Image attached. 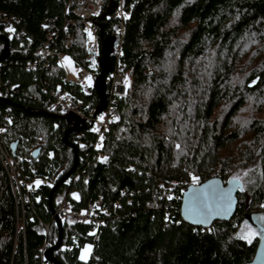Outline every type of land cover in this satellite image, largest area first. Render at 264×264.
I'll list each match as a JSON object with an SVG mask.
<instances>
[{"label": "trees", "instance_id": "trees-1", "mask_svg": "<svg viewBox=\"0 0 264 264\" xmlns=\"http://www.w3.org/2000/svg\"><path fill=\"white\" fill-rule=\"evenodd\" d=\"M66 1L0 0V35L8 48L0 59V138L19 175L51 181L22 190L26 199L15 200L0 160V264H54L43 250L56 238L53 211L62 197L77 209L99 197L106 213L92 234L86 233L91 223L60 217V245L51 250L60 264L248 261L264 233V0H122L120 59L130 69V88L116 99V119L94 148L85 120L63 140L68 124L50 106V90L67 89L80 99V110L93 112L100 74L105 103L117 0H103L91 18L97 67L82 88L62 81L54 56L38 51L51 32L53 44L75 66H85L81 22ZM65 17L74 20L66 29ZM66 32L75 36L68 46ZM3 42L0 37V50ZM36 146L39 152L29 160ZM73 150L74 168L49 195L70 168ZM212 173L240 179L235 211L207 227L191 225L179 215L181 191L189 174L200 181ZM251 226L254 231L246 235ZM71 232L78 246L67 250ZM85 243L90 251L81 259Z\"/></svg>", "mask_w": 264, "mask_h": 264}, {"label": "built area", "instance_id": "built-area-1", "mask_svg": "<svg viewBox=\"0 0 264 264\" xmlns=\"http://www.w3.org/2000/svg\"><path fill=\"white\" fill-rule=\"evenodd\" d=\"M103 0H67L65 7L69 8L72 13L79 17L81 22V32L84 37V47L86 64L84 67H78L74 76H69L66 73L63 65L64 51L53 44V36L51 32L46 34V37L41 41L38 46V51L43 55H53L56 62L63 70L61 77L62 81L73 82L80 88L89 84L92 75L96 72V55L98 53V37L94 26L91 23V18L96 15L100 9ZM114 15L118 17L117 26L115 29L116 40L112 50V66L104 77L106 82L105 94L107 98L105 100L103 108L93 115L92 110L82 111L79 109L81 105L80 99H74L70 95L67 89L60 90L58 87L50 90L52 96L50 106L57 109L61 113L68 111L74 112L80 115L86 122H88V129L94 133L92 147H98L102 133L108 128L109 123L116 119V113L114 111V104L117 98L125 96L130 88L131 72L129 68L124 66V63L120 59V43L123 34L124 24L123 17L126 15L125 10L122 8V0H117L115 3ZM50 19H46L45 25L48 24ZM74 24V20L71 17H65L63 19L62 27L66 29L67 26ZM8 24H6V27ZM91 33V35H89ZM75 36L72 32H66L64 35V45L68 46L74 43ZM26 65L33 66V62H28ZM90 78V80H89ZM74 99V100H73ZM103 117V119H101ZM98 129V131H94ZM2 128L0 127V133ZM97 158H104V154L97 151L95 154ZM0 160L4 166L15 200L20 202L24 201L27 197L23 191L34 190L39 184L47 186L51 185V181L46 176L33 175L30 179H25L24 176L19 175V170L16 167L13 157L10 155L8 149L2 144L0 138ZM23 190V191H22ZM54 212L59 216H71L76 221L81 223H91L92 226L86 230L87 234H92L96 231L97 225L101 223L102 215L106 213L101 207L99 197L95 198L94 201L85 208H72L66 203L64 197H62L54 208ZM44 229L47 228V223L43 224ZM69 242L66 244L67 250L72 247L78 246V238L75 233L71 232L68 236ZM46 241H43L40 247H45Z\"/></svg>", "mask_w": 264, "mask_h": 264}, {"label": "water", "instance_id": "water-1", "mask_svg": "<svg viewBox=\"0 0 264 264\" xmlns=\"http://www.w3.org/2000/svg\"><path fill=\"white\" fill-rule=\"evenodd\" d=\"M3 38V45L0 50V59L7 55V37L0 35ZM98 90L100 93L99 103L93 110V115L99 112L104 106L103 91V79L99 74L95 77ZM63 117L68 124L64 130L63 140L66 133L70 130H79L84 127V119L78 116V114L68 111L63 113ZM10 147L13 148V142L10 143ZM40 147H33L29 154L30 158H34ZM72 164L49 188V195L53 189L58 186L68 176L71 170L74 168L77 160L76 151L73 150ZM241 190V181L237 177H227L225 180L221 179L217 174H212L203 180L196 183H187L180 196L179 203V215L185 222L207 227L213 220H227L231 218L235 211L237 204L236 192ZM48 195V196H49ZM208 206V211L201 214L204 206ZM52 211V208L50 207ZM54 219L57 226V235L54 242L50 243L44 250L43 254L47 260H51L54 264H60L59 260L54 258L51 254V250L60 245L62 229L60 226V218L54 213ZM242 264H264V233L260 234L251 258Z\"/></svg>", "mask_w": 264, "mask_h": 264}, {"label": "rangeland", "instance_id": "rangeland-1", "mask_svg": "<svg viewBox=\"0 0 264 264\" xmlns=\"http://www.w3.org/2000/svg\"><path fill=\"white\" fill-rule=\"evenodd\" d=\"M63 65H64V67H65V70H66V73L69 75V76H74L75 75V73H76V71H77V66H75L72 62H71V60H70V58H69V56L65 53L64 54V57H63ZM80 68V67H79ZM89 82H91V80L89 81ZM78 116H80V115H78ZM81 117V116H80ZM82 118V117H81ZM213 174V173H212ZM193 177H197V175H195V174H189V176H188V179H187V183H194V181H193ZM198 178V177H197ZM199 181V179L196 181V182H198ZM195 182V183H196ZM55 212L53 211V214H54ZM247 229L246 230H244L243 232L244 233H246V235H250L253 231H254V228L251 226V227H246ZM90 246V244L89 243H85L80 249H79V256L81 257L82 255H84V250L86 249V248H88ZM88 254V253H87Z\"/></svg>", "mask_w": 264, "mask_h": 264}, {"label": "snow or ice", "instance_id": "snow-or-ice-1", "mask_svg": "<svg viewBox=\"0 0 264 264\" xmlns=\"http://www.w3.org/2000/svg\"><path fill=\"white\" fill-rule=\"evenodd\" d=\"M89 35H91V33H89ZM89 80H90V78H89ZM101 119H103V117H101ZM94 131H98V129H94ZM197 180H198L197 177H193V181H194V183H195ZM39 183H40V182L37 181V185H39ZM207 211H208V206L205 205L204 208H203V210H202V212H201V214H203L204 212H207ZM89 251H90V246L84 250V255L81 256V259H86V257H87V253H88Z\"/></svg>", "mask_w": 264, "mask_h": 264}, {"label": "crops", "instance_id": "crops-1", "mask_svg": "<svg viewBox=\"0 0 264 264\" xmlns=\"http://www.w3.org/2000/svg\"><path fill=\"white\" fill-rule=\"evenodd\" d=\"M87 255H88V254H87ZM78 257L81 258V257L79 256V253H78Z\"/></svg>", "mask_w": 264, "mask_h": 264}]
</instances>
